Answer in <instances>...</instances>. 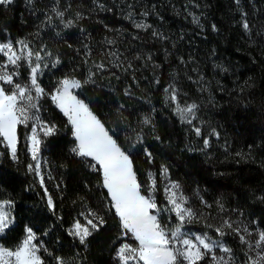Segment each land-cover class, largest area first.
<instances>
[{
  "label": "trees",
  "instance_id": "1",
  "mask_svg": "<svg viewBox=\"0 0 264 264\" xmlns=\"http://www.w3.org/2000/svg\"><path fill=\"white\" fill-rule=\"evenodd\" d=\"M195 1L201 5L202 17L207 21L202 35L194 36L196 56L206 70L213 92L205 110L220 138L213 137L209 147L204 146L205 136H197L165 101L164 77L157 81L138 67V74L122 72L123 66L119 73L115 66L108 65L112 52L108 40L119 46L136 44L126 33L129 25L111 8L110 0H97L96 4L93 0H60L61 10L71 5L65 20L74 19L76 11L86 17L72 29L59 25L50 12L54 0H33L32 4L28 0H13L7 7L0 6V38L14 42L27 39L35 51L44 47V54L57 53L61 57L58 68L72 72L70 75L81 81L87 79L89 70L95 73V83L85 84L81 96L118 144L130 152L141 184L148 182L149 172L155 175L158 205L168 206L161 172L164 166L188 193L198 189L214 209L219 200L225 207L244 212L264 229V0H240L239 8L235 0ZM98 4H107L106 8L112 11H103ZM45 13L53 16V25L38 29ZM245 13L243 19L249 24V32L243 28ZM213 25L217 30H213ZM80 26L85 29L83 33ZM213 55L216 63L211 61ZM88 56L91 58L86 59ZM101 60L108 62L106 68L92 66L94 61ZM145 117L151 123L144 124ZM45 119L56 125L46 146L47 169L53 179L52 184H46L55 208H48L44 186L34 172L28 171L31 159L26 132L19 129L18 161H13L0 143V199H12L15 214V224L0 241L14 247L24 237L25 228L31 227L45 248L71 264H112L115 249L123 239L115 210H109L110 198L101 186V174L71 152L75 144L71 125L57 107L49 105ZM137 133L142 143H135ZM128 137H132L135 147H130ZM145 149L152 154L150 159ZM84 208L94 210L106 222L88 238L86 247L68 231ZM176 222L174 213L163 217L168 227ZM230 244L239 250L240 245L233 239ZM42 256L53 264L47 253L42 252Z\"/></svg>",
  "mask_w": 264,
  "mask_h": 264
},
{
  "label": "snow or ice",
  "instance_id": "2",
  "mask_svg": "<svg viewBox=\"0 0 264 264\" xmlns=\"http://www.w3.org/2000/svg\"><path fill=\"white\" fill-rule=\"evenodd\" d=\"M12 3L13 0H0V6L7 7ZM28 3L32 4L33 0H28ZM93 3L96 4L97 0H93ZM235 3L239 8L240 0H235ZM59 4L60 0H54L50 12L54 13L65 29L78 27L79 21L86 18L82 12L76 11L74 19L65 20V13L71 5L61 10ZM98 7L103 11H111L103 4H98ZM128 7L130 11L125 18L131 20L136 29L148 30L152 27L144 21L137 22L134 18L135 13L131 11L133 5ZM149 14L147 11L141 13L144 17ZM189 15H192L193 23L199 25V17L192 13ZM243 16H246V13L242 14L243 28L249 32V24ZM45 25H53V16L48 13H45V19L37 28L41 29ZM212 27L214 31L217 30L215 25ZM79 30L81 33L85 31L82 26ZM57 35L60 33L58 32ZM153 35L160 34L154 31ZM30 43L27 39L0 42V54L3 57L0 60V143L9 150L11 159L18 161V127H31V134L25 139L29 142L28 152L35 164L29 163L27 168L29 172H35L40 177V185L43 187L44 178L41 175L39 163L43 141L39 133L43 132L44 136H51L56 126L41 118L40 100L50 96L51 101L67 117V122L71 125V133L75 140L71 152L84 158L92 171L101 174V186L107 190V196L110 198L109 210H115L121 228L120 236L130 235L135 241V244L123 242L115 249L114 259L117 264H132V262L134 264H236L233 249L224 242V237L228 235L238 237L239 243L247 248V250L241 249L246 257L242 264H264V229H255L257 239L254 242L248 239L253 235L249 225L255 224V221L245 224L243 221H232L230 218L221 217L220 225L214 228L215 233L220 237L216 240L212 239L207 232L197 234L184 231L186 224L198 222L203 214L196 212L189 205L188 197L181 191V185L178 182L169 181L170 187L166 185L164 189L168 206L158 205L155 199L157 190L155 175L149 172L148 182L141 184L134 170L130 152L117 143L109 129L74 91L83 88L85 84L95 83L93 79L95 73L89 70L87 79L83 81L76 79L73 75L65 74L56 81L51 92H46L39 82L44 69L49 67L41 56L44 47L41 51H35L30 47ZM107 43L112 44L114 41L108 40ZM68 46L71 47V45ZM88 54H91L90 50ZM45 55L51 57L53 54L45 52ZM110 55L117 56V53L112 52ZM60 63L61 60L57 56L51 61V67L55 68ZM95 67L103 69L105 65L101 63ZM21 68L28 71L26 82L16 79L21 75ZM169 90H171L169 100L176 102L175 114L182 122L191 124L196 118L198 105L193 102L181 106L178 102V90L173 85H169L165 92ZM143 123L149 124L151 120L145 117ZM194 131L197 136L201 135L199 127H196ZM210 135L218 137L219 133L213 129ZM128 140L130 147H135V143H142L138 133L135 143L132 142V137H128ZM204 146H209L207 138L204 139ZM145 152L150 159L152 154L147 149ZM236 155L243 156L242 153ZM161 172L165 179H168V169L162 166ZM45 194L48 207L54 210L55 205L51 195L47 193V188H45ZM201 202L211 207L207 205V202L203 200ZM216 204L221 212L225 211L221 201L217 200ZM13 208L12 199H0V234H4L14 223ZM165 213H174L177 221L174 226L168 227L163 223ZM80 215L85 216L86 225L77 219L69 230V235L78 238L80 244L86 247L88 238L106 222L103 216L92 209L88 210L87 215L83 212ZM205 227L213 229L212 224L206 223ZM25 233L23 240L14 248L0 244V264H48L41 255L42 251L52 257L53 264H71V261L65 257L53 255L42 243H35L37 236L31 227H26ZM120 236L117 239H120ZM252 251L255 252V256L249 254Z\"/></svg>",
  "mask_w": 264,
  "mask_h": 264
},
{
  "label": "rangeland",
  "instance_id": "3",
  "mask_svg": "<svg viewBox=\"0 0 264 264\" xmlns=\"http://www.w3.org/2000/svg\"><path fill=\"white\" fill-rule=\"evenodd\" d=\"M110 2H111V8H114L116 10L117 14L120 15V18L122 19V21H124V23H126V25H129V28H127L128 32L126 33L129 36H131L133 40H136V44L132 45V43L129 42L123 45L121 44L119 46L116 45L115 43H112L111 44L112 52L117 53V56H110L107 60L109 62L108 65H110L111 67L115 66L116 68L115 70H118L119 73H121L120 68L123 66L125 70L122 72L124 73H129L131 71H133L135 74H138L139 71L149 72V74L157 81H159L160 77H164L165 89L168 88L169 85H173L178 90V102L181 106H184L185 104H191L193 102L198 105V108L196 110V118L192 121V123L191 124H188L186 122L183 123L190 125L193 129L199 127L201 129L200 137L205 136L204 139L207 138L209 140V145L212 142L213 137H216L215 139L219 140L220 138H217V136L210 135V133L215 127L209 123V119L207 118V113H206L207 110H205L206 109L205 107H207L208 104L210 103L213 92L211 88V82L209 81V77L206 74V70L203 69L196 56L197 48L194 42V39H196L194 36L202 35V33L206 30V25H207V21H205V19H203L202 17L201 12L203 10L201 5L197 3L195 0H110ZM104 5L107 6V4ZM128 5H133L131 11L135 13L134 18L137 22L144 21L145 23L150 24L152 27L149 28L148 30L136 29L133 26L132 21L125 18L128 12L130 11ZM145 11L150 13L147 17L141 15V13ZM189 13L195 14L196 16L199 17L200 20L199 25L193 23V17L192 15H189ZM58 23L59 25H63L60 23V21ZM154 31L160 35L154 36L153 35ZM161 36L163 38H161ZM8 40L13 41L11 38H7L5 40H2L0 38V42H7ZM82 43L85 44L86 41L83 40ZM52 54L53 55L51 57H48L41 52V56L44 57V62H47L49 64V67L47 69H44L43 75L39 77V82L46 92L52 91L54 85L56 84V81L59 78H62L65 74L72 73L66 71L65 69L63 70V68L61 69L58 68L61 66V63L57 65L55 68L51 67V61L54 60L57 56L61 60V57L57 53H52ZM137 57L139 58L137 59ZM149 57L151 58L149 59ZM90 58L91 57L88 56L86 59H90ZM2 59H3L2 54H0V60ZM107 61L105 60H101L97 62L94 61V65L92 64V66L95 67V65L101 63L105 65V63H108ZM211 61L212 63H216L215 55L211 57ZM129 65H131L130 66L131 70L128 71ZM137 67L140 68L141 70L140 69L139 71L136 70ZM20 71H21V75L16 79H18L20 82H26L28 79V71L25 68H21ZM75 78L79 79L76 76ZM191 88L193 91L191 90ZM74 91L78 94L80 99L84 100V102L87 103L86 100L81 96L82 88ZM127 91L130 92L131 91L130 88H127ZM170 93L171 90H169V92L167 93L164 90V98L167 104L173 109L175 113L176 102H172L169 100ZM49 105L56 107V105L51 101L50 96L43 97L40 100L39 114L45 122L53 124L45 119L46 109L48 108ZM19 129H23L26 132V136L31 134V127L25 128L24 126H19L18 138L20 131ZM39 135L43 141L41 146V152L39 154V163L41 165L40 171H41V175L44 178V188H47L48 195H51V192L48 190V186L46 184L47 182L51 184L53 183L52 176L47 169L48 158H47L46 146H47V139L52 135L44 136L43 132H40ZM28 143L29 142L27 141V146ZM29 156L31 159L30 153ZM30 163L35 164V161L31 159ZM35 176L38 178L40 182V177H38L36 174ZM169 181L178 182L172 179L168 175V179H165L164 189L166 185L170 187ZM181 191L185 196L188 197L189 205L196 212L203 214L202 219L199 220L198 222H194L192 224H186L185 228L183 229L184 231H189L197 234H202L207 232L212 237V239L214 240L220 239V237L215 233L214 228L220 225L221 217L230 218L232 221H243L245 224H248L250 221H255L256 222L255 224L249 225L250 230L253 231V235L251 237H248V239L253 242L257 239L255 229L256 228L263 229L256 220L251 219L247 214H245L244 212H240L237 209L233 210L231 208L225 207V211L223 212H221L219 208L214 209L212 207V204L206 198H203L201 191L198 189H195L194 193H188L181 185ZM155 199L157 201L156 192H155ZM201 200L207 202V205H211V207L206 206L204 203L201 202ZM83 213L87 215L88 209L84 208ZM167 215L168 213L164 214V216ZM12 216L14 217V223L11 226L15 224L14 208L12 210ZM77 219L80 220L82 224L86 225L85 216L80 215ZM73 223L69 226L68 231L71 229ZM206 223L212 224L213 229L206 228L205 227ZM198 228L201 230H198ZM225 231L228 230L225 229ZM2 235L3 234H0V237ZM36 236H37V241L34 242L42 243L44 246V242L41 239V237L37 233ZM122 239L123 240L121 243L128 242L135 244V241L130 237V235L122 236ZM232 239L238 245H240L239 250H236L232 246V244H230V241ZM224 242L233 249V253L236 258V264H242V262L246 259V257L244 256V252L241 249L247 250L246 246L241 245L239 243V238L233 235H228L224 237ZM0 244L3 243L0 241ZM14 247H9V248H14ZM217 254H221V253H217ZM249 254L255 256L254 251L250 252ZM114 257H115V252L112 256V264H117ZM132 264H134V262H132Z\"/></svg>",
  "mask_w": 264,
  "mask_h": 264
}]
</instances>
